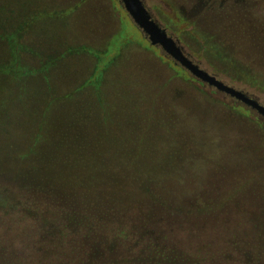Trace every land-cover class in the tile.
Instances as JSON below:
<instances>
[{"label":"rangeland","instance_id":"1","mask_svg":"<svg viewBox=\"0 0 264 264\" xmlns=\"http://www.w3.org/2000/svg\"><path fill=\"white\" fill-rule=\"evenodd\" d=\"M142 1L196 65L264 106V0ZM76 125L105 138L112 172L96 183L114 184L112 198H159L151 214L176 226L160 242L193 258L175 264H264V117L152 45L120 0H0V264L23 250L24 263L73 264L88 232L90 260L157 263L147 242L134 247L137 226L115 235L49 219L60 216L22 188L19 161L2 159L55 151ZM108 199L92 214L114 213Z\"/></svg>","mask_w":264,"mask_h":264},{"label":"trees","instance_id":"2","mask_svg":"<svg viewBox=\"0 0 264 264\" xmlns=\"http://www.w3.org/2000/svg\"><path fill=\"white\" fill-rule=\"evenodd\" d=\"M139 113H141L140 109ZM157 120L160 119L157 118ZM159 123H161V121H159ZM78 126L79 125H76L73 126L72 129L70 128V131L65 134L66 138L54 144L55 151H50V153L44 154L41 157H36V151L33 152V149H31L30 152H14L9 149L4 151L2 159L7 160L6 163H8L9 169L13 167L11 165H13L15 161H19V169L20 167L22 169L18 170L20 173L17 177L18 181L23 185L22 188H27L26 193L39 192L38 196L42 198L37 199H40L42 203L34 198L35 203H37V205H42L43 208L55 209L56 213L60 216L59 219H55V216L48 213L46 215L49 216V219L57 222L61 221V223L64 224L73 223L78 227L82 226L86 230L91 231H108V229H110L115 235L118 234L117 232L121 235H127L128 231H131L133 227L137 226V229L134 230V237L137 238L138 241L136 240L133 245L134 247H137L144 241V243L147 242L148 247L145 248L151 249V251L148 252V259L152 262H157L156 264H175L177 261H192V255H175L168 248H164V242H160L159 239L162 230H165V228L166 230L167 228H176V226L166 227L167 225L165 224L168 223H165V221H157L156 219L158 218L151 214L153 208L156 207L154 204L159 198H146L140 199V201L132 200L130 201L132 203L131 207L126 205L122 206L120 205L121 202H118L115 198L111 197L112 192L115 190L110 189L113 187L111 185L114 184H109L108 180L107 183H96V177L98 175L100 176V174L105 173L111 174L112 172V164L106 163L103 157L99 155L102 152V149L100 148L102 140L105 138L102 134V136L99 135L100 132L99 134L93 135V133L98 132L87 134L83 131L85 134L84 136H81L80 131L77 129ZM70 132H74V134L69 135ZM41 135L42 133L38 134L36 140L40 139ZM33 155L35 157H33ZM20 161L22 163H20ZM129 162L133 165V159ZM120 167H118V170H123V168ZM126 169H129L128 171L130 172L125 174H128L131 177L133 176V171H138V168L133 167ZM131 169H133V171H131ZM113 179L114 177L112 180ZM116 185L119 187V190L117 191L118 193L123 187L118 184ZM78 191L81 193L75 195L72 194V192L77 193ZM149 191L153 192L151 188ZM46 196H48L47 199ZM101 198H110L105 202L104 207L105 209L109 207L107 210H114V213L105 211L98 215L92 214L95 211L93 208L98 202L96 200H101ZM45 199L48 202L45 203ZM162 202H165V200ZM28 204H31V202ZM193 206V204H189L187 209H190V207ZM130 208L138 210L141 214L139 222L133 223V220L130 217L133 216V213H131ZM148 227H150L148 230L145 229ZM104 234H107V232L101 233L99 236ZM165 234L168 235L167 243H172V241H170L172 237L171 234L168 232ZM94 236L96 237L98 234H95ZM91 237L92 236L89 235V232L84 234L80 241L81 254L79 260L73 264H99L98 262L100 260H90L89 258V250L97 248L93 245V243L97 242V238ZM26 250L28 249L26 248ZM25 253L26 252L23 250L16 255L19 256L18 258L13 256L14 260H10L9 263L6 262L4 264H29L22 262L24 261L23 259L30 258L29 255H23ZM141 257L142 256H140V258ZM158 259L160 260L158 261ZM125 262H127L126 259H120L112 263L109 262L108 264H124Z\"/></svg>","mask_w":264,"mask_h":264},{"label":"water","instance_id":"3","mask_svg":"<svg viewBox=\"0 0 264 264\" xmlns=\"http://www.w3.org/2000/svg\"><path fill=\"white\" fill-rule=\"evenodd\" d=\"M120 1L133 22L145 33L152 45L160 46L167 55L172 57L198 79L242 101L246 105L257 110V112L264 117V106L258 101L250 98L243 92L224 84L215 76H212L205 70L201 69L188 56H186L168 31L154 20L142 0Z\"/></svg>","mask_w":264,"mask_h":264}]
</instances>
